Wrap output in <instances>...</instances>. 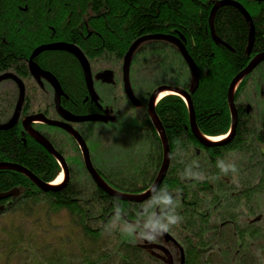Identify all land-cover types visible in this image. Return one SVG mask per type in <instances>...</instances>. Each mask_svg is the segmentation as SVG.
<instances>
[{"label": "trees", "instance_id": "1", "mask_svg": "<svg viewBox=\"0 0 264 264\" xmlns=\"http://www.w3.org/2000/svg\"><path fill=\"white\" fill-rule=\"evenodd\" d=\"M240 2L256 29L251 51L246 19L222 0H0V74L13 72L25 82L26 115L34 95L28 60L39 46L72 43L94 64L100 61L106 66L121 62L131 44L144 35L182 37L200 74L199 87L191 95L197 126L206 136L220 137L231 129V82L256 54L264 53V0ZM213 9L214 36L209 24ZM142 50L140 60L133 55L135 62L139 60V78L190 91V71L173 41L155 40ZM36 62L59 77L72 108L84 111L82 75L74 57L48 51ZM5 84L13 89L0 94V123L11 117L18 95L13 83ZM47 94L44 90L37 94L41 105ZM255 94L264 95V63L236 92L239 123L234 139L212 148L193 136L184 100L175 95L163 98L156 113L168 137L171 162L155 197L142 204L114 199L80 174L63 190L44 193L22 174L0 171V193L21 191L0 213L9 219L3 222L0 237L1 260L4 264H168L140 242L132 243L115 232L119 222H126L139 227L135 238L140 230L166 228L167 242L182 247L178 264H262L264 108L257 107L260 103L264 107V97L257 103ZM145 117L152 145L145 168L119 183L126 192L147 190L161 165V142L148 113ZM0 162L21 165L47 183L60 171L57 161L24 134L21 124L0 131ZM63 211L72 221L65 235L55 224Z\"/></svg>", "mask_w": 264, "mask_h": 264}, {"label": "water", "instance_id": "2", "mask_svg": "<svg viewBox=\"0 0 264 264\" xmlns=\"http://www.w3.org/2000/svg\"><path fill=\"white\" fill-rule=\"evenodd\" d=\"M222 4L224 6H229V7H234L237 9L246 19L248 27H249V51L252 50L254 42H255V25L253 22V19L249 12L246 10V8L238 1L236 0H223ZM215 10L213 9L210 14V30L212 36H214V30H213V17H214ZM182 38V37H181ZM153 40H172L176 46L178 47L184 61L186 62L189 71L191 73L192 77V85L190 92L186 91L185 89L178 88V87H172V86H160L157 89L154 90V92L151 94L150 99H149V104H148V113L149 117L157 130L162 147H163V162L161 165V168L159 170V173L153 182L152 186L144 193L141 194H136V195H131V194H125V193H120L113 188H111L100 176V174L95 170L89 150L87 148V145L82 138V136L73 129V127L68 124V122H74V123H86V122H94V121H110L111 118L109 116L105 115H89V116H73L72 114L64 111L61 107L60 104V98L64 94L63 89L57 80V78L50 72L42 70L39 65H37L34 61L36 57H38L40 54L43 52H48V51H63V52H68L72 55H74L80 62L81 67L83 69V74L85 77V81L87 84V89L89 91V94L92 98V100L97 103L98 102V96L95 92L94 85H93V78L91 74V69L89 62L85 58L84 54L82 51L71 44L67 43H54V44H49V45H42L36 48L29 60V70L30 74L32 77L40 84H41V79L45 78L49 82V84L52 86L54 90V99H55V107L57 112L63 117V119L66 122H59L55 120H50L45 117L43 114H37V115H31L27 116L22 120V125L25 129V131L28 132L31 138H33L39 145H41L43 148H45L52 156H54L62 165L65 171V180L64 183L61 185H52L48 184L44 181H42L40 178H38L35 174H33L31 171L28 169L24 168L21 165L15 164V163H10V162H0V171L2 170H8V171H13L20 173L24 176H26L36 187H38L42 192L48 193V192H59L64 189V187L67 185V166L66 163L61 157L59 153L54 149L52 144L39 132H37L33 128V124L36 122L44 123L48 126L51 127H56V128H62L66 130L79 144L82 154H83V159L85 163V167L89 174L91 175L94 183L96 186L105 192L107 195H109L112 198H115L120 201H125V202H132V203H143L145 201H148L150 198L154 197L155 194L157 193L159 187L164 181V178L168 172L169 165H170V159H171V151H170V145L168 141L167 134L165 132V129L163 127V124L161 123L157 113H156V106H157V100L159 96L164 93V92H170L175 95H178L182 97L186 104L188 105V110H189V119H190V128L191 131L194 135V137L199 141L200 144L207 148H212L216 146H221L230 143L236 134V129L239 123V116H238V110L235 104V93L240 85V83L248 77L261 63L264 62V53H260L254 56V58L249 62L247 67L243 69L231 82L229 90H228V105L230 108L231 112V118H232V126H231V131L230 135L225 138L223 141L220 142H215L209 139L208 137L204 136L196 123V116H195V110L192 102L191 95L194 94L200 83V74L197 68V65L191 55L189 54L186 46L184 45L182 39L176 38L171 35H164V34H153V35H146L142 36L139 39H137L129 48L127 51L125 57H124V64H123V72H124V87L125 91L128 95V97L131 99L132 102L137 103V100L135 99L133 93L131 92L130 88V80H129V74H130V65H131V58L134 52L137 50L138 46L142 43H145L147 41H153ZM100 78H103L104 81L110 82L111 80V73L110 72H105L99 76ZM7 80H12L18 87L19 90V96L18 100L14 109V112L11 116V118L3 123L0 124V131L1 130H10L16 127L19 124V121L21 119V114L22 110L25 104V99H26V89L23 81L16 76L15 74L12 73H5L0 75V84L4 81ZM262 131L264 134V119L262 123ZM21 194V191L19 189H13L9 192L6 193H0V201L10 199V198H17ZM5 209L4 206L0 205V212H2Z\"/></svg>", "mask_w": 264, "mask_h": 264}, {"label": "flooded vegetation", "instance_id": "3", "mask_svg": "<svg viewBox=\"0 0 264 264\" xmlns=\"http://www.w3.org/2000/svg\"><path fill=\"white\" fill-rule=\"evenodd\" d=\"M72 44V43H69ZM75 45V44H74ZM77 46V45H75ZM78 47V46H77ZM79 48V47H78ZM82 51V50H81ZM67 53V52H65ZM69 54V53H68ZM71 56L74 57L76 62L79 65L81 75H82V83H83V99L81 101V104L84 108V111L77 112L75 111L72 106L70 105L71 101L70 98L66 92V89L59 79L57 78L59 83L61 84V87L64 91V95L60 98L61 107L64 111H67L68 113L72 114L73 116H87V115H108L113 119L112 125H116L118 128L122 125V116H121V108L124 107V104L127 102L128 104H132L131 100L128 98V96L125 93L124 89V80H123V65L120 61L112 62L106 66H101L100 61H96L94 64L92 60H89L92 75H93V82H94V88L96 93L99 96L98 103H95L87 89V84L85 81V77L83 74V69L81 67V64L79 60L72 54ZM97 64V65H96ZM112 71L113 72V78L112 82L108 83L103 80V78H99L100 74L104 71ZM140 71L137 72L136 65L131 67L130 77H131V85L132 90L137 97L138 100L141 102H147L149 99V93L144 92L142 89V80L139 79ZM32 78V77H31ZM44 85L42 89L39 87V84L32 78L31 83L33 89V94L31 98V101L35 104L34 109L31 110L28 114L23 115V117H26L28 115L33 114H44L47 118L59 121V122H66L63 117L57 112L56 107L54 105V92L51 86L43 80ZM46 91L48 94L47 101L44 102V104H38L37 103L38 97L37 94L40 93V90ZM138 113V112H137ZM75 131H77L84 139V141L87 143V146L89 148V142L91 141V135H90V129L89 126L94 123H74V122H68ZM103 124V123H102ZM109 124V123H106ZM33 127L36 131L41 133L55 148V150L65 159L67 163V172H68V183L70 184L74 177L77 174H82L85 176V166L83 163V157L81 150L79 148V145L77 144L76 140L65 130L61 128H54L47 126L43 123H35L33 124ZM23 128V127H22ZM113 128V127H112ZM24 134H26L28 137L30 135L27 131L23 128ZM146 135L140 134L139 138H145ZM31 138V137H30ZM32 139V138H31ZM90 140V141H89ZM102 142V141H101ZM100 144V141L97 142ZM103 146V143L101 147ZM45 149V148H44ZM46 150V149H45ZM90 150V155L92 158V162L95 165L96 169L100 173V175L109 183L114 185V181L120 180L123 176V173H121V169L119 168L120 162H115L112 158H101L98 159L97 162L94 159L95 150ZM46 152L52 156L47 150ZM100 156V154L98 155ZM53 157V156H52ZM103 157V156H101ZM54 158V157H53ZM55 159V158H54ZM113 162V163H112ZM85 169V170H84ZM87 172V171H86ZM87 176V173H86ZM116 186V185H115ZM118 190V186H116ZM8 201L1 202L0 204L7 205Z\"/></svg>", "mask_w": 264, "mask_h": 264}, {"label": "rangeland", "instance_id": "4", "mask_svg": "<svg viewBox=\"0 0 264 264\" xmlns=\"http://www.w3.org/2000/svg\"><path fill=\"white\" fill-rule=\"evenodd\" d=\"M237 1H240V0H237ZM256 73L257 74L259 73V69L257 72H255V74H254L255 76H256ZM153 86H155V83L151 81L148 85H146V88L149 89ZM12 89H13L12 85L5 84L0 89V94H4L6 92L12 91ZM14 90H15V88H14ZM255 96L259 97V98H257V100H255L258 103V101H260V98L262 99V96H259L256 94H255ZM255 96H253V97L255 98ZM253 97H251V99H253ZM259 105H260V107L259 106L257 107L259 110L264 108L262 103H260ZM137 110L139 112H141L142 108L137 107ZM121 116H122L123 121H122V125L120 128H118L116 125L112 126V124H102L100 122H97V123L90 125L89 129H90L91 141L89 140L90 141L89 142V148L91 149V151H93V149H94L96 152V148L94 147L93 142H97L98 140H100V141H102L100 143V145H102V143H103V146L101 147L102 149L108 148V146L110 145L109 146L110 149H115L121 153V159L125 155V157H126L125 162L129 161V166H127L128 164L124 165L126 168L123 170V172L125 174H127L130 171H133V172L136 171L138 166L141 163L142 153L139 151L138 145H140V146L144 145L143 144V138H139L140 134L143 131V118L140 114H138L136 111H134V107L132 106V104L130 105L127 102L124 104V107L121 108ZM111 126L113 127L112 131L110 130ZM111 151L114 152V150H109V151L104 152V155L111 157L112 155H114ZM129 168H131V169L129 170ZM66 213H67L66 211H63L62 213H60L61 215L58 216V220L55 222V224L57 226H59V228L57 230L60 229V232H61L64 229V231L62 232L63 235L68 233L66 231L67 230L66 228H70L72 225V221L69 220L68 215ZM7 218H8L7 216H0V230H1L0 231V237H1V235H2L1 233L3 231L2 230L3 229V222H7L9 220ZM113 226L116 227V224H114ZM117 226H119V230L115 231V232L120 231V233H122L124 236H126L129 239V241H131L132 243H135L137 241L134 233L136 232V230H138V228H139L138 226L132 227L131 225L127 224L126 222H119ZM163 229L166 230V228L159 226L153 230L156 237L150 236V234H149L150 232L145 233L143 230H140V233L138 235L139 242L142 241L141 239H148V240L153 239V240H155V242L160 243L163 250L166 251L165 252V251L159 249L158 251H155V253H157L160 256L165 254L166 256L171 258L173 261L179 262L180 261L179 259L181 257V251L180 250H182V247L180 246L179 243L166 242L164 239L165 238L167 239V237L165 235H159L160 234L159 232L160 231L162 232ZM111 232H113V231H111ZM115 232H113L112 235L115 236L116 238H118V236L115 234ZM1 244L2 243L0 241V245ZM146 246L147 247L150 246V248H153V249L158 248V245L155 243L154 244L151 243V244H148ZM0 264H4L3 260H1V251H0Z\"/></svg>", "mask_w": 264, "mask_h": 264}, {"label": "bare ground", "instance_id": "5", "mask_svg": "<svg viewBox=\"0 0 264 264\" xmlns=\"http://www.w3.org/2000/svg\"><path fill=\"white\" fill-rule=\"evenodd\" d=\"M169 94H171V93H170V92H164V93H162V94L160 95V97H159V101L162 100L164 97L168 96ZM219 139H221V138H217V139H213V140H219ZM63 179H64V175L61 174V175L58 177V179L55 181L54 184H60V183H62Z\"/></svg>", "mask_w": 264, "mask_h": 264}]
</instances>
